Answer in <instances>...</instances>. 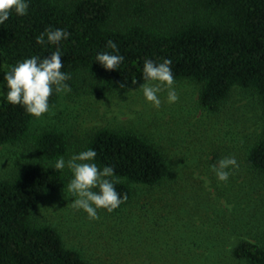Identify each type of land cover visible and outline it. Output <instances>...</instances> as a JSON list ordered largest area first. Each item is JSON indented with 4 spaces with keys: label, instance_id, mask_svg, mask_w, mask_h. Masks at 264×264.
I'll use <instances>...</instances> for the list:
<instances>
[{
    "label": "trees",
    "instance_id": "obj_1",
    "mask_svg": "<svg viewBox=\"0 0 264 264\" xmlns=\"http://www.w3.org/2000/svg\"><path fill=\"white\" fill-rule=\"evenodd\" d=\"M49 25L66 28L70 36L59 45L36 44L35 36ZM109 39L124 56L111 70L95 61L97 52L113 51L106 47ZM56 47L63 53L61 71L70 74L66 83L76 94L102 97L137 90L145 82L146 58H171L175 81L200 84L201 108L219 111L238 87L258 97L264 117V0H31L26 15L12 13L0 25V57L7 71L18 60L47 57ZM3 91L0 146L26 143L33 156L0 180V264H93L66 247L56 229L32 221L38 207L67 186L64 173L52 168L69 150L67 135L56 129L32 132L34 116L8 103ZM57 99L53 91L50 109ZM89 147L99 166H114L120 178L116 190L127 194L111 213L129 202L134 186H158L169 177L164 153L140 135L100 128L87 137L83 150ZM246 162L264 177V123ZM232 255L264 264V241L240 240Z\"/></svg>",
    "mask_w": 264,
    "mask_h": 264
},
{
    "label": "rangeland",
    "instance_id": "obj_2",
    "mask_svg": "<svg viewBox=\"0 0 264 264\" xmlns=\"http://www.w3.org/2000/svg\"><path fill=\"white\" fill-rule=\"evenodd\" d=\"M3 71L0 57V80ZM174 87L179 99L168 103L162 91L159 108L145 100L141 88L102 97L58 93L50 111L34 117L31 131L64 132L65 159L82 151L97 129L121 130L158 147L169 177L158 186H134L121 210L98 209V219L73 206L66 186L38 207L33 223L56 229L66 247L93 264H247L235 259L232 249L240 240L264 241V177L246 162L263 128L259 99L235 87L219 111L210 113L198 103L200 84L183 79ZM32 156L26 143L0 146V180L12 177ZM225 156H234L238 166L222 182L209 166ZM61 171L68 183L70 171Z\"/></svg>",
    "mask_w": 264,
    "mask_h": 264
},
{
    "label": "clouds",
    "instance_id": "obj_3",
    "mask_svg": "<svg viewBox=\"0 0 264 264\" xmlns=\"http://www.w3.org/2000/svg\"><path fill=\"white\" fill-rule=\"evenodd\" d=\"M30 2L31 0H0V25L8 20L12 13L26 15ZM69 36L70 32L66 28L49 25L35 36V42L38 45H59ZM106 47L113 51L97 52L95 61L105 69H117L124 56L118 54V45L113 40L109 39ZM62 56L61 48L56 47L47 57L31 55L16 61L8 71H3L0 88L4 89L5 100L12 105L22 106L35 118L48 113L49 97L53 91L66 93L71 90L66 83L70 74L61 71ZM171 65V58H161L160 62L147 58L143 61L142 74L145 82L140 87L145 100L154 108L161 106L159 94L162 91L166 90L168 103H175L179 99L174 87L175 79ZM132 82L136 83L135 78ZM96 156L95 149L89 147L70 154L67 159L61 155L52 165L54 170L67 168L70 171L67 192L73 197L71 203L75 208L83 210L90 219L99 218L98 209L111 212L127 199L126 193L116 190L120 178L115 174L114 166H99L95 161ZM237 166L234 156H225L209 167L218 181L227 182L232 169Z\"/></svg>",
    "mask_w": 264,
    "mask_h": 264
}]
</instances>
